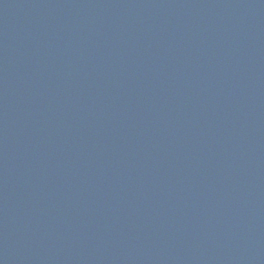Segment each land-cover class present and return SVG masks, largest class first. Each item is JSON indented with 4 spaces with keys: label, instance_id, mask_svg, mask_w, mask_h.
Instances as JSON below:
<instances>
[{
    "label": "water",
    "instance_id": "1",
    "mask_svg": "<svg viewBox=\"0 0 264 264\" xmlns=\"http://www.w3.org/2000/svg\"><path fill=\"white\" fill-rule=\"evenodd\" d=\"M0 264H264V0H0Z\"/></svg>",
    "mask_w": 264,
    "mask_h": 264
}]
</instances>
